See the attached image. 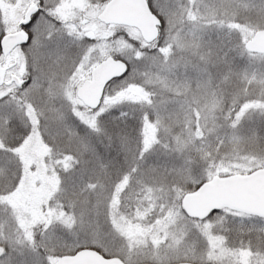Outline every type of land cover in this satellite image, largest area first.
Wrapping results in <instances>:
<instances>
[{
    "label": "snow or ice",
    "instance_id": "6c2138e0",
    "mask_svg": "<svg viewBox=\"0 0 264 264\" xmlns=\"http://www.w3.org/2000/svg\"><path fill=\"white\" fill-rule=\"evenodd\" d=\"M0 264H264V0H0Z\"/></svg>",
    "mask_w": 264,
    "mask_h": 264
}]
</instances>
